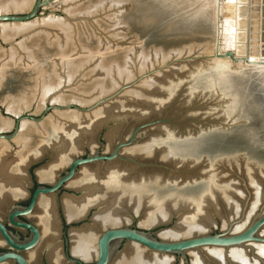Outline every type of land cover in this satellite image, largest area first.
Segmentation results:
<instances>
[{
    "label": "rangeland",
    "instance_id": "1",
    "mask_svg": "<svg viewBox=\"0 0 264 264\" xmlns=\"http://www.w3.org/2000/svg\"><path fill=\"white\" fill-rule=\"evenodd\" d=\"M138 1H141L140 2L141 7L139 6ZM184 1L186 0H183V2ZM34 2L35 0H28L27 4L22 5L23 6L22 7L21 5L10 6L9 4H6L5 2L2 3L0 1V14H11V15H19V16L26 15L32 9ZM216 2L217 0L216 1L191 0L189 1V4L192 3L194 7L196 6V8H202L203 5H206L208 9L210 8L209 11L211 10V12H213L211 14L215 18L218 14L216 13L217 12ZM152 5H153L152 0H57L55 4L52 5L53 7L51 6L48 10L41 11L40 17L37 18L36 20L21 25L17 24V26L20 28H18L16 24L0 25V57L9 58L10 56H14L15 59H18L23 55L21 54L22 52H24V54L27 52L21 50V49H26L24 46L26 44V41L32 39L33 37L39 36L41 32L43 33V36H45V38L42 39V44L44 45L45 48H49L46 47L48 46L46 44L47 42L46 37L48 35H49L48 36L49 39L58 38V40L60 41L61 40L59 39L60 35L58 34H57L58 36L55 34L53 35V33H55L54 30H56V28H54V25H52L54 21V23L61 22L63 24L68 25L69 37L71 39V40L69 39L70 40V44L68 47L70 49L69 53L72 54L74 52L76 54L75 55L76 58L77 55L79 57L82 55L81 57L84 56V58L86 59L85 62L84 58L82 59L78 57L80 60L78 58H77L78 60L76 58H73L75 62L77 61V63L79 64L82 63L79 67V71L77 75H75L76 78L73 77L71 79L70 78L68 79L67 78L68 74L65 73L64 69H62V72L61 71L59 72L58 70V72L60 73L59 76L63 81L62 86H60L59 88H57L56 91L50 94L51 96L48 97V99L41 106H38L36 103H32L29 107L25 108L24 110H21L20 113L19 112L14 113V112H10L7 106H5L3 102H0V118L5 121L7 120L10 121V118L17 119L23 116H32L34 118H39L43 115L44 109L48 105H53L57 107H66L67 105H74L81 109H88L94 106L99 101L114 95L123 87L135 83L137 79L143 77L144 75L152 73L155 70L163 69L162 71L153 73L152 76L150 77L142 79L141 81L136 83L132 88H128L120 92L115 99L105 104L104 106L99 107L97 110L93 111L90 114L82 115L80 112L77 113L78 111L74 108L71 109L72 110L71 112H68L69 110L67 112L51 110L46 115L45 122L49 121L50 118L56 113H69V114L71 113L72 116L78 115L81 117L88 116L91 114H95L97 113V111L101 109H105L106 107L114 103L120 102L122 103V105H124V107H122L121 109L122 113H127V112L133 113L134 118L126 115L129 121L133 122V119L138 118L137 122H133L124 131L126 136L124 137L122 136L121 139H127L130 133L137 127L136 125L142 123L143 121L163 119V117L166 114L169 115V119L174 120L176 118L177 119L176 122L182 124L181 126L179 125L173 126V128L175 127L179 131L178 132L179 139H181V137L184 135L186 136L196 135L195 137H192L193 139H190L187 144L181 145L180 150L191 152L190 154H194V156L191 158L196 160V164L192 165V167L190 168L191 171H195L196 173H198L200 177L198 175L197 177L196 176L191 177L189 175L190 178H192L191 180L186 179L185 181H181L180 183L168 184L165 187L157 188L161 185L166 184L165 182H167L168 180H176L177 177L171 178L172 176L171 172L163 168L142 169L147 171L149 170V172H161L162 174L165 175L162 178V180H164L163 182H161L162 180L161 181L154 180L155 182L153 183V185L152 186L150 185L151 191L158 194L161 198L164 197V198H168L169 200L175 199L178 200L179 203L188 204L191 202H188L185 196L176 195L178 192H175L176 193L175 194L173 191L176 190L184 193H196L198 195L203 196L204 193L202 194L200 193L206 188L208 182L205 178H201V176L204 173L210 174V170H212L211 168H213L214 172L211 173L210 175L214 176L215 178L219 177L218 180L221 181L226 180V181L225 184L224 182L221 183V181L220 182L217 181V183L222 184L224 186V190H215V191L212 190L211 192H209L211 194V196L209 195V198L203 196L205 198L202 200L201 202L202 204H200L202 205L201 212L195 213L196 215L192 214V218L194 222L200 221L201 218L208 219L209 216H212L211 224H207L206 226H204L201 225L200 223H197V225H195L194 228L191 227V229H187L186 231L188 232L183 234L179 238L168 236L167 233L169 231L165 232L163 235H160L161 234L160 233L157 235V237L166 241H172L177 239L190 238L192 236L201 235V234L219 233L226 229V227H224L225 226L224 220L225 222H227L228 219L233 220L232 218H236L239 216L242 205L247 197L243 182L241 181L240 177L242 176L245 177L247 181V185L253 195L248 212V215L251 216H249L248 220L251 219L255 215V213L259 211L264 201V173H262V171L255 170V169H264V164L258 166L252 164V162L248 161L245 158H238V157L232 159L228 158L230 159L228 162L214 163V161H216L217 159L220 161L224 160L223 157H233L234 155H236V152H238L239 150L245 151L243 153H247L248 156H252L254 159L264 162V126H260V124H262V122L264 121V111L258 114H253V116L250 118L248 117L246 118V115L243 113L242 107H240V105L238 106V109H236L232 113H229L228 112L230 110L229 104L231 106V103H227V100L222 98V96H220L219 94L216 95L214 93L211 94L206 93L203 87L201 89L196 90L194 94L195 96L191 94V91L189 90L190 81L186 79L185 81L182 82L183 80L182 77L192 74L193 72L198 73L199 70H201L202 72L198 73V75L201 73H206L207 66H209L208 65L209 63H198L192 61H181L179 63L177 62L174 63V61L185 60L191 57L214 55L218 41L217 38L213 35L214 31L212 32L213 29H212L211 21L207 16L205 17L201 13L200 15L195 17L196 21L193 20L194 21L193 22L192 20L191 21L188 20L187 18L189 17L188 15L192 16L194 14V10L196 9L192 6H190L191 8H187V9L178 8L180 9V11H176V9L174 10L170 6H169L170 9H168V7L165 6L166 11L164 12V14L157 16L154 13L155 8ZM207 8L205 10H207ZM144 9L146 10V15L148 16L147 23H145V20L142 21L136 18V16L139 17L138 15L139 10L142 11ZM199 17H202L203 20ZM200 19L201 21L198 22V20ZM189 26L190 27L195 26V27H193V30L187 31L188 30L187 28ZM7 30H9V32H6ZM50 33L53 36H51ZM242 44H245V42ZM109 46L110 48H115L117 50L116 59L121 65H125L126 60H127L126 64L129 61V63L127 64L128 72L125 70V67L122 66V71H124L125 75L122 72V75L124 76H120L121 74L119 75L116 72L115 73L116 75L111 76L113 83L110 82V85L108 84V86L104 88L103 91L98 92V90L97 91L95 90L94 87L95 83L93 84V81L91 82L92 77H95L97 75L95 74V72H92V70L94 69L91 67L92 66L91 62L89 63L91 58H94L95 55H91L92 56L91 57L90 54L87 53L88 52L87 50L96 48L97 53L101 50H104L101 51V53H103ZM138 47L141 48V50L144 52V57L145 56L148 57V60L144 63H142L143 61L140 60L143 59L142 57L143 55L139 53L140 49ZM135 48L137 49L136 51ZM130 49L134 51L133 53L131 52L132 54L128 52V50ZM46 50L50 53V55L55 54L56 51L52 49L49 50L46 49ZM88 55L91 58H89ZM126 57H129L128 58L129 60ZM252 59L254 63L256 62L255 65L252 67H248L244 70L249 71L251 70V68H255V67H260L264 69L263 67L264 60H262L260 57L259 59L256 58H252ZM228 61L230 62L229 59ZM48 62L49 60L46 61L47 63L46 65L49 66L50 63L48 64ZM169 63H173V64L169 65ZM81 66L83 67L81 68ZM83 68L84 70H82ZM231 70L229 71L235 72V70L233 69ZM90 71L94 73L95 76ZM10 74H13L14 77L11 76ZM33 74L34 72L32 70L29 71L24 66L15 69L14 68L9 69L7 73L6 81L3 87L1 88L0 96L1 97L7 95L11 96L18 94L21 90H24L25 84H27V80L30 77H33L34 76ZM90 74L92 75V77ZM253 76L257 77V74H253ZM173 79L174 81H172ZM178 79L180 80L178 83L179 88H176L174 86L176 88L175 89L173 88V86H171V84L177 81ZM87 81L89 84L87 83ZM149 81L157 82L155 88L150 89L145 86L148 84ZM210 81L211 82L209 83L213 84L214 80L211 79ZM65 82L66 85H64ZM250 84L251 87L249 86V88H251V90L254 92L256 85L255 83H250ZM92 85H93V89L96 92L93 91ZM168 85H170V87H168ZM77 86L84 88L85 91L84 93H88L92 91V94L86 95L83 98L77 97L76 95H74L76 93L75 90L77 89ZM159 87H161L160 89L163 90V93L166 92L168 94L167 97L163 98V95L160 97L159 93L156 92V89L159 90ZM256 89H257V93L254 92L255 97L258 96L259 98L261 95L263 96L262 88L259 87ZM217 90L220 92L219 89ZM134 91L135 92L137 91V93H139L141 96L138 101H140V99L144 101L147 99L148 104H146V102H143V105H147L145 106L146 109L142 108V106H136L132 108V106H135L136 100L134 102L132 101L133 96H131L130 93ZM172 92L173 94H170ZM185 94H187L188 96ZM52 95H55V98L57 97L56 99L57 101H52L54 99ZM185 96H187L188 98L187 97L185 98ZM61 97H64L65 100L60 101L59 98ZM148 105H152L154 107L153 109L158 110L159 112L152 113L150 111V106ZM201 106H206V107L203 109H199ZM195 108H197L198 110L192 111V109ZM262 108L264 109V104ZM161 109L163 111H160ZM181 111H184L182 117H180ZM140 113L143 115V117H139ZM225 113L228 114L226 115ZM196 121L202 123H197ZM208 121L214 122V125L209 124ZM10 122L12 123V126L0 130V134L10 135L14 132L15 122L14 121L13 122L10 121ZM26 122H31V121H26ZM31 123L36 124L34 122ZM222 125L228 126L227 127L228 129H223ZM159 127L158 126L153 127L148 130H144L140 132L138 134L139 142L134 144L130 148L124 149V152L130 149L133 150L134 148L138 150V148L141 147L145 141L154 138L153 137L154 134L152 131L156 130ZM21 128L22 125L20 127V130ZM208 128H214V129L213 131L211 130L209 131ZM162 129L164 133L169 132L170 134H172L173 132H175V130L172 129H164V128ZM252 129L254 131L257 129L256 130V132L258 133L257 143L253 137L249 136L251 137L250 139L249 137L247 138L245 135L246 133L245 131L248 130L252 131ZM189 130H191V133H188L190 132ZM200 131L202 132V135H198ZM106 133L107 130L103 129L101 135H104ZM19 135L20 132L18 133L17 137L11 142H7V141H2V142L8 143L10 146H12L15 149L17 148L16 140L19 139ZM120 140H118L117 144L120 142ZM156 140L157 141L160 140V137ZM98 149H99V145L97 144L95 150ZM88 153H93V151L88 147H84V149L81 152H79L76 156H74L73 159L75 157H81ZM102 153L104 155L109 154L105 151H102ZM123 154L129 156L128 154L125 153ZM166 157L167 156H165V159H167ZM204 159L210 160V163L205 162ZM46 160L49 161L50 159L44 158V160L37 162L36 165H34L33 167L45 164ZM139 161L140 160H138V162ZM148 162H152L151 163L152 165L157 164L160 166L169 167L167 165L168 162L160 160L158 158H152L151 160H147V159L142 160L140 163L148 164ZM171 162L173 163V161ZM172 163H168V164L170 165ZM47 164L48 163H46L45 165ZM68 167L69 165L63 168L57 174L56 177H58L61 173L66 171ZM169 174L171 175L169 176ZM40 181L42 183H53L51 181L50 182L42 181V180ZM70 189L76 191L77 193H81L80 190H75L73 188ZM216 193L219 194L218 198ZM79 196L82 195L80 194ZM207 199L209 200L207 201ZM209 202L213 204V206L218 210L219 214L216 212L214 213L207 212V208L210 204ZM253 203L256 204L257 210L256 209L251 210L253 209ZM130 213L131 214L128 217V221L125 222L126 224L120 222L114 226H109V228L129 227L143 231L156 232L162 227V226H154V227L144 226L141 224V216L136 215V213L132 211ZM216 216L222 217L223 219L218 217L216 218ZM214 220L216 221V223ZM176 223H177V219L173 218L172 224L166 227L167 230L174 228ZM125 247L126 245L125 246L123 245L121 247V250L123 251ZM225 257L226 260L229 262L228 260L229 252L225 254ZM244 258H247V260L249 259V262L251 264H255V262H257V260L252 258L250 253H246L245 251H244ZM82 261H84L85 263H92L95 260H82ZM173 264H183V263L182 261H180V259L174 258Z\"/></svg>",
    "mask_w": 264,
    "mask_h": 264
},
{
    "label": "bare ground",
    "instance_id": "2",
    "mask_svg": "<svg viewBox=\"0 0 264 264\" xmlns=\"http://www.w3.org/2000/svg\"><path fill=\"white\" fill-rule=\"evenodd\" d=\"M0 1L2 3L5 2L10 6L11 5L22 6L27 4L28 0H0ZM56 1L57 0L52 2L44 10H48L53 4H55ZM220 1L222 0H217L216 4L220 3ZM191 6L194 7L192 3ZM203 6L207 8L206 5ZM203 6L202 8H196L195 6L194 8L196 9L194 10V13L197 16L200 15V13L203 14L205 17L212 16L211 13L213 12H211V10L209 11L210 8L209 9L207 8V10H205L206 8ZM222 9H223L222 6L220 7L217 6L216 13L218 14L216 17L218 20L219 19L221 20L218 23L219 34L217 39H219V45H220L219 48L221 53L223 54L225 52H223L222 49L223 37H224L222 31L223 30ZM199 18L202 19V17ZM201 19L198 20V22L201 21ZM236 21H237V15H236ZM52 25H54V28H56L57 30V31L54 30L55 33H53V35L54 34L60 35L59 39L61 40L59 41L57 37H56L57 39H53V38L49 39L48 38L49 35H48L46 37V41H47L46 44L48 46L46 47L49 48H45L44 45L42 44V39H44L45 36H43V33L41 32L39 36L33 37L32 39L26 41V44L24 45L26 49H21V50L27 52L24 54V52L21 51L22 52L21 54L23 55L18 59H15L14 56H10L9 58L0 57V91L6 81V77L9 69H13V68L15 69L24 66L27 70L29 71L32 70L34 72L33 77L30 78L28 77L29 79L27 80V84H25L24 90H21L16 95H11V96L7 95L2 97L0 96L1 97L0 102H3L4 105L7 106L10 112L20 113L21 110H24L25 108L29 107L32 103H36L38 106H41L48 99V97L51 96L50 94H52L54 91L57 90V88L62 86L63 81L59 76L60 74L59 72L60 71L62 72V69H64L65 73L68 74L67 76L68 79L75 77V75H77L79 71V67L82 63L79 64L77 63V61L75 62L73 58H76L75 57L76 54L74 52L72 54L69 53L70 49L68 47L71 39L69 37L68 25L63 24L61 22L54 23V21ZM6 32H9V30H7ZM235 40L234 43L237 44V38ZM259 43H260L259 45L261 46V41H259ZM260 46L257 53H250L248 51L247 54L242 55L239 52L240 54L236 53L235 56L236 59L238 60L237 63L238 69L246 71L245 73L250 76H253V74H257V77L259 78L258 79L259 84H262L264 86V69L260 67H255V68H251V70L249 71L244 70L248 67H252L255 65L256 62L254 63L252 58L259 59L260 57L262 60H264V55L260 51L261 49ZM46 49L56 50L55 54L50 55V53ZM139 49L141 51V52L139 51V53L143 55L142 56L143 59L140 60H142L143 61L142 63H144L148 60V57L146 56L144 57V52L141 50V48ZM136 50L137 49L135 48V51ZM87 51H88L87 53H89L90 56L95 55L94 58H91L92 56L89 57V55L88 57L91 58V60L89 59L90 60L89 63L91 62L92 64L91 67L94 69L91 70L92 72H95V74L97 75L95 76V74L90 71L95 76L92 77V75L90 74L92 77L91 82L93 81V84L95 83L94 87L96 91L98 90V92L99 91L101 92L104 90V88L108 86V84L110 85V82L113 81L111 79V76L116 75L115 74L116 72L119 75L121 74L120 76H124L125 74L124 71H122V66L125 67V70L128 72L127 64L129 63V61L126 64L127 62L126 60L125 65H121L116 59L117 50L115 48H110L109 46L103 53H101V51L104 50H101L97 53L96 48L88 49ZM128 52L132 54L134 51L130 49L128 50ZM81 56L79 57L77 55V58L79 57L83 59L84 56L83 57ZM126 58L128 59L129 57ZM245 58H247L249 64H246L244 62ZM228 59L222 60L220 65L212 66V70H211L212 80L215 81L217 80V78L219 79L221 78L222 80L223 76L225 75L229 76L232 73L239 74L241 72V71L230 72L229 70L232 69L230 67L232 61L231 59H229L230 60L229 62ZM48 60H49L48 64L50 63L49 66L46 65L47 64L46 61ZM82 67L83 66H81V68ZM82 70H84V68ZM122 72L124 75H122ZM10 75L13 76V74ZM190 77L191 74L186 75L185 77L183 76L182 82L185 81L186 79L189 80ZM172 81H174V79ZM179 81L180 80L178 79L177 81L173 82L171 86H173V88L175 87L179 88V84H178ZM156 84H157L156 81H149L148 84L145 86L147 88L152 89L155 88ZM64 85H66V82L64 83ZM213 85H215V83L211 84L212 88ZM168 87H170V85H168ZM205 87L209 88L207 86ZM160 88L161 87H159V90L156 89V92L159 93L160 97L162 95L163 98L167 97L168 94L166 92L163 93V90ZM92 89H93V85H92ZM95 90L93 89V91ZM75 92L76 93L74 95H76L79 98H83L86 95L92 94V91L88 93H84L85 92L84 88L78 86ZM173 92L170 94H173ZM130 95L133 96L132 98L133 102L136 100L135 106H132V108L136 106H142V108L146 109L145 106L147 105H143V102H146V104H148L147 99L145 101L141 99L140 101H138L141 96L139 93H137V91L130 93ZM187 96H185V98ZM52 97L54 98L52 101H57L56 100L57 97L55 98V95H52ZM59 100L63 101L65 99L64 97H61L59 98ZM230 103L231 106L229 104L230 110L228 112L232 113L233 111L238 109L239 104L238 102L237 103L234 102V100H232ZM148 106H150V111L152 113L159 112L158 110L153 109L154 107L152 105H148ZM122 107H124V105H122V103L120 102H117L106 107L105 109H101L97 111V113L95 114H91L88 116L81 117L78 115L72 116L71 113L70 114L56 113L50 118L49 121L45 122L44 120L42 121L43 123L41 122V124L39 123L32 124L31 123L32 121L26 122L29 120L23 121L22 122L23 124L21 123L22 128L19 131L20 132L19 139L16 140L17 148L15 149L12 146H10L8 143L2 142L3 140H0V214L2 215L3 213L7 212V210L11 207V205H13L15 201L24 198L25 196L24 186H26L25 183L28 178L27 170L32 163H36L44 159L47 155H50V161L48 162L47 165L37 170V175L39 180L53 182L57 174L63 168L68 166L72 161L73 157L76 156L79 152H81L84 149V147L90 148L93 152L95 151L97 146L96 144L97 134L103 127L107 125H109V130L106 133V141L108 143L104 151L107 153L112 152L118 140H120L122 136L123 137L126 136V134L124 133L126 128L129 125H131L133 122H137L138 120V118H136L133 119V122L129 121L127 116L134 118L133 113L132 112L122 113L121 112ZM98 108L88 113H81V112L80 113L82 115L90 114L93 111L97 110ZM55 111H59V110H55ZM71 111L72 110H69L68 112ZM160 111L163 110L161 109ZM61 112H67V111H61ZM139 117H143V115L140 113ZM10 121L13 122L14 119L10 118ZM10 121L8 120L5 121L0 118V130L12 126V123ZM138 125L139 124H137L136 126ZM159 126H158L159 128L152 131L154 134L153 136L154 138L145 141L143 145L138 148V150L134 148L135 150L130 149L124 152V149L126 148H123L121 150V155L126 158H132L136 161L140 160L139 162L146 159L151 160L152 158H158L168 163H172L171 161H173L172 164L169 165L167 163V165L172 169L178 170V171L176 170L177 172H171L172 174L171 178L177 177V179L168 180L167 182H165L166 184L161 185L157 188L165 187L168 184L180 183L181 181H185L186 179L191 180L192 178H190V176L197 177L198 173H196L195 171H191L190 167H192L193 165L191 161L187 162L189 165L186 164V167L182 169V172L180 171L181 169L177 165L178 161H176L177 157L189 158L194 156V154H190L191 152L180 150L181 145L187 144L189 140L175 142L174 140L178 138V132H179L177 128L169 127V125H159ZM162 128L172 129L175 130V132H173L172 134H170L169 132L164 133ZM189 131L190 132L188 133H191V130ZM159 137L160 140L157 141L156 139H158ZM7 142H11V141H7ZM123 153L128 154L129 156H126ZM165 156H167L166 157L167 159H165ZM229 160L230 159L225 161L218 160L217 163L228 162ZM148 163H152V162H148ZM211 169L212 170H210V174L214 172L213 168ZM255 170H259L262 171V173H264V169H255ZM171 174H169V176ZM210 174L204 173L201 176V178H205L208 183L206 185V188L200 194L204 193L203 196L207 198H209V195L211 196L209 192H211L212 190L213 191L224 190V186L222 184L217 183V181L218 182L221 181L218 180L219 177L215 178ZM164 176L165 175L162 174L161 172H149V170L147 171L142 169L140 170L138 167L134 166L133 164L128 162L124 163L122 161L106 163L105 165H102L101 163H96L89 166H83V168L80 170L78 175L66 185V187L68 186L69 188L82 191V196L78 198L65 196V198L63 199V211L68 222L80 221L83 217H85V215H87L89 210L92 208H97V211L92 217L91 224L85 225L82 228H75L70 231V240H71L70 243H71L72 254H74L76 257L82 260H96L98 256L97 241L101 232L109 228V226H114L120 222L126 224L125 222L128 221V217L131 214L130 213L131 211L135 212L136 215L141 216V224L147 227L149 226L154 227L162 224H168L173 220L174 217H177V223L174 226V228L161 232L160 234L163 235L165 232L169 231L167 233L168 236L175 238H179L183 234L187 233L188 231L186 230L191 229V227L194 228L195 225H197V223H200L201 225L204 226H206L207 224H211L212 216H209L208 219L201 218V220L198 222H194L192 218V214L201 212L202 205L200 204H202L201 202L205 197L198 195L196 193H184L176 190L173 191L174 193L178 192L177 194L175 193L176 195L185 196L186 200L188 202H191L187 204V203H179V201L175 199L169 200L168 198H164V197L161 198L158 194L151 191V186L153 185V183L156 180L161 181ZM163 181L164 180H162L161 182ZM225 181L226 180H223L221 181V183L224 182L225 184ZM216 195L218 198L219 194L216 193ZM208 200L209 199H207V201ZM55 201L56 200L53 196L42 197L37 206L36 217L38 219V222L43 227L45 238H44L43 246L39 250L29 254V258L31 259V262L33 264H39V257L41 255V252L43 251H46L47 253L48 264H68L67 262H65L61 250L62 248L58 241L57 234H59L58 233L59 222L55 211L56 210ZM175 201L178 203H176ZM262 205H264V201ZM256 208H257L256 204L253 203V209L251 210H254ZM241 211L242 208L240 210L239 216L241 214ZM207 212L208 213L216 212L219 214L218 210L213 206L212 203L209 204L207 208ZM248 212L249 209L246 214V220L235 227L234 233L240 232L243 229H245L249 225V223H251L252 219L259 211L255 213V215L249 220L248 218L251 215H248ZM217 217L218 216H216V218ZM238 217L232 219H237ZM218 218L223 219L222 217H218ZM226 223L227 222H225L224 220V225H225L224 227H226ZM260 236L264 238V228L260 232ZM0 245H4V242L2 241L1 237H0ZM246 246L247 248L245 249L230 248L227 251L224 249L207 247L201 249V251L200 250L191 251L188 253V255L189 258L191 259L190 260L191 263L193 261V264H251L249 262V259L247 260V258H244V251H245L246 253H250L253 259L257 260L255 264H260V263L264 264V244L249 243L246 244ZM225 252L226 253L229 252V257H228L229 262L226 260ZM190 254L192 255V257ZM174 258L176 257L171 255L163 256L162 254L153 253L137 244L128 243L124 248V250L118 254V256L115 258L112 264H173ZM4 264H13V262L8 261Z\"/></svg>",
    "mask_w": 264,
    "mask_h": 264
},
{
    "label": "water",
    "instance_id": "3",
    "mask_svg": "<svg viewBox=\"0 0 264 264\" xmlns=\"http://www.w3.org/2000/svg\"><path fill=\"white\" fill-rule=\"evenodd\" d=\"M55 0H35L34 5L32 9L29 11L28 14L19 16V15H11V14H0V25L1 24H25L29 23L31 21L36 20L40 17L41 11H43L47 6H49L52 2ZM153 5L155 8V14L157 16H160L164 14L166 11L165 6L170 9H176V11H180V9H187L191 6L189 4V1L186 0L183 2V0H152ZM169 1V2H168ZM139 2V6L141 1ZM219 2V1H218ZM155 3V4H154ZM170 6V7H169ZM218 7L222 6L223 11V45L222 49L223 52L221 53L219 48V39H217L218 44L216 47V51L214 52V55H208V56H200V57H191L185 60L180 61H174L179 63L181 61H192V62H198V63H209L207 66L206 73H201L198 75V73L202 72L201 70L198 71V73H192L191 77L189 79L190 81V88L191 94H195L196 90L201 89L202 87L205 88V92L208 94L214 93L216 95L222 96L225 100H227V103H230L232 100L234 102H238L240 107H242L243 113L246 115V118H250L253 116V114H258L264 111L262 108L264 104V86L262 84H258L259 78L256 76H250L247 75L245 72L241 69H238L237 63L238 60L236 59V53H241L242 55L247 54L248 51L250 53H257L259 49V41H261V53L264 55V0H222L220 3L217 4ZM180 8V9H178ZM144 12V13H143ZM170 13V12H169ZM139 17L136 16L138 20H145V23H147L148 16L146 15V10H139ZM212 15V14H211ZM236 15H237V21H236ZM188 20H192L193 18L197 16L195 13L190 16ZM212 24V32L213 35L217 38L218 37V31H219V25L218 23L221 21L218 20L217 17L214 18V16H207ZM141 18V19H140ZM186 18V19H187ZM193 19V20H194ZM192 20V21H193ZM194 22V21H193ZM250 22V24H249ZM195 27V26H193ZM193 27H188L187 31L193 30ZM195 30V29H194ZM237 32V33H236ZM237 38V44L234 43V40ZM236 42V40H235ZM245 44H242L244 43ZM248 44V45H247ZM239 53V54H240ZM231 59L232 63L230 64V67L235 71H241L239 74L232 73L231 75H225L223 76V79L217 78L213 82L215 83V86L212 88L211 86V70L212 66L214 65H220L222 60L225 59ZM244 62L246 64H249L247 61V58L244 59ZM173 64V63H169ZM168 65V66H169ZM163 69L155 70L152 73H149L147 75H144L143 77L137 79V81L133 84L127 85L120 89L117 93L114 95L103 99L96 103L94 106L88 108V109H81L79 107H76L74 105H68L64 108L57 107L53 105H48L45 107L43 115L39 118H34L32 116H23L19 117L17 119H14V132L10 135H4L0 134V140L3 141H12L15 139L20 131L21 123L23 121L29 120L34 123H41L45 120L46 115L51 110H59V111H68L71 109H76L78 112L81 113H88L110 101L115 99L120 92L132 88L136 83L141 81L142 79H145L147 77L152 76L153 73L162 71ZM205 75V76H204ZM228 76V77H227ZM210 79V80H209ZM229 81V82H228ZM250 83H255V89L260 87L262 88L263 96L261 95L259 98L258 96L255 97V93H257V89H254V92L249 88L251 85ZM205 86L209 87L206 88ZM211 87V88H210ZM251 87V86H250ZM219 89L220 92L217 90ZM259 95V94H257ZM195 96V95H194ZM206 106H201L199 109H203ZM198 110L197 108L192 109V111ZM191 111V109H190ZM184 111H181V116L183 115ZM260 115V114H259ZM175 120V121H174ZM169 119V115H165L163 119H154L150 121H143L140 123L132 132L130 139L128 141L122 139L118 145L114 148L112 152L109 153V156L103 155L102 151L105 149V144L100 140L101 138V132L103 129L109 130V125L103 127L98 132V143L100 145V149L96 150L93 153L88 154L85 158H76L74 159L70 165L69 170L64 174V176L60 177L56 183L53 185V187L48 188L44 186H40L34 193L31 204L27 208L14 206L15 211L10 213L8 217V222L18 228L29 230L32 233V238L28 241H21L18 238H16L12 232L7 230V228L0 223V234L5 240L7 246L10 248L8 252L0 253V264H4L8 261H12L16 264H28V261L26 258L22 255V253L31 251L35 249L41 239L40 232L33 227L32 225H28L22 221H19L17 218L22 217L25 215L30 214L34 208L37 206V202L42 195H50L55 194L58 192L61 188L68 189L66 185L73 180L78 175V168L83 166H89L96 163H101L102 165H105L106 163H113L115 161H122V162H128L133 164L134 166L138 167L139 169H148V168H163L170 172H177L175 169H172L171 167L167 166H160V165H152L151 163L148 164H141L140 162L132 159V158H126L121 155V150L123 148H128L133 146L134 144L139 142L138 134L144 130H148L153 127H157L159 125H169L171 127L173 126H181V123L176 122L175 119ZM197 123H202L199 121H196ZM209 124L214 125V122L208 121ZM223 129H228L226 125H222ZM260 126H264V121ZM209 131H213L214 128H208ZM207 129V131H208ZM257 130V129H256ZM252 129V131L248 130L245 131V135L248 138L249 136L253 137L254 140L257 143L258 140V133ZM198 135H202V132H200ZM197 135V136H198ZM182 136L181 139L177 138L174 141L175 142H181L193 139L192 137H195L196 135H188V136ZM251 137H249L251 139ZM106 140V135H105ZM173 141V140H172ZM173 141V142H174ZM254 141V142H255ZM245 151L239 150L236 152V155L233 157H223V159H232V158H245L248 161L252 162V164L255 165H263L264 162H261L259 160L254 159L252 156H248L247 153H243ZM252 158V159H251ZM44 160V159H42ZM40 160V161H42ZM205 162H209L210 160L204 159ZM38 161V162H40ZM178 163L177 165L181 169L186 167V164L189 165L187 162L191 161L193 165L196 164V160L189 158H179L177 157ZM218 159L215 162H217ZM37 163V162H36ZM32 163V164H36ZM31 164V165H32ZM177 166V167H178ZM181 166V167H180ZM179 171V172H180ZM29 176H32L31 173H28ZM241 181L243 182L245 193L247 195L243 206L240 216L237 219L233 220H227V226L226 229L219 233L214 234H201L192 236L190 238L185 239H177L172 241H166L163 239H160L157 237L158 234L161 232L167 231V228L170 224H172L173 220L168 224H162L158 226H162L159 230L156 232L154 231H143L136 228H129V227H116V228H107L104 231L101 232L97 247H98V256L97 259L94 261L93 264H112L115 258L118 256L119 253H121V247L124 245H127L128 243H134L137 244L153 253H158L162 255H171L175 256L176 258L180 259L183 264H192L189 258L188 253L191 251H201L203 248H217V249H224L229 250L230 248H247L246 244L249 243H263L264 244V238L260 236V232L264 228V205L260 208L259 212L254 216L251 223L243 229L240 232H235V227L238 224H241L246 220V214L249 209L250 202L252 200V192L249 189L247 185V181L245 177H240ZM77 193V192H76ZM69 195V194H68ZM73 197H77L75 194ZM90 211L87 213L86 217L84 218V221H92L89 220ZM177 219V217H174ZM80 221H77L79 223ZM68 225H71L72 222H68ZM87 224H84L82 226H73L71 225V229L75 228H82ZM67 260L69 264H87L83 263L80 260H75L67 257Z\"/></svg>",
    "mask_w": 264,
    "mask_h": 264
},
{
    "label": "flooded vegetation",
    "instance_id": "4",
    "mask_svg": "<svg viewBox=\"0 0 264 264\" xmlns=\"http://www.w3.org/2000/svg\"><path fill=\"white\" fill-rule=\"evenodd\" d=\"M132 132L130 133L129 137H127L126 141H128L130 139V136H131ZM105 135L106 134L102 135L101 138H100V140L106 146L107 145V141L105 140ZM98 140H99V137H98V134H97L96 143L99 145ZM99 149H100V145H99ZM88 154H90V153H88ZM88 154L83 155L81 157H75L74 159H76V158H85ZM106 156H109V154H107ZM45 158H49L50 159V155H47ZM49 161L46 160L45 161V164L48 163ZM45 164L38 165V166H35V167H33V166L36 165V164H32V165H30L28 167L27 173H31L32 176H29L28 175L27 181L25 183L26 186H24L25 187V191H24L25 196H24V198H22V200L20 199V201L19 200L18 201H15L13 203V205H11V207L7 210L6 213H3L2 215L0 214V223H2L7 228V230H9L10 232H12L13 235L16 238H18L19 240H21V241H28V240H30L32 238V233L29 230L22 229V228H18V227H14V226H12L8 222V217H9L10 213H12V212L15 211L14 206H19V207H23V208L29 207L30 204H31V201H32V198H33V195H34L35 191L40 186H44V187H48V188L53 187V185L56 183V181L60 177L64 176V174L69 170V167H68L66 171H64L58 177L55 178V180L53 181V183H42L39 180V178H38L37 170L40 169V168H42L43 166H45ZM82 168L83 167H79L78 168L79 169L78 170V173L80 172V170ZM74 194L77 196L75 198H78V197H80L79 196L80 194L82 195V191H81V193H76V191L71 190L69 187H68V189H66L65 186H64V188H61L55 194H50V195L48 194V195H42V196H40V198H39V200L37 202V206H38L39 201H40V199L42 197L53 196L55 198V200H56L55 201V204H56V210L55 211H56V216H57V219H58V222H59V232H58L59 234H57L58 235V241H59L60 246L62 248L61 250H62V254H63L64 259H65V262H67L68 264H69V262L67 260V257H69L71 259H75V260L82 261V259H79L74 254H72V252H71V243H70V241H71L70 240V231L72 230L71 229V227H72L71 225H73V226H82L84 224L89 225V224L92 223V221H84V218L86 217V215H85V217H83L80 220L79 223H77V221H75V222L73 221L71 223V225H68V223H67L68 220H67V218H66V216L64 214V211H63V199L65 198V196L73 197ZM37 206H36V208H34V210L30 214L17 218L19 221H22V222H24V223H26L28 225H32L33 227H35L40 232V235H41L40 242H39L38 246L35 249H33L31 251H28V252H25V253H22V255L28 261V264H33L31 262V259L29 258V254L30 253H33V252H35L37 250H39L40 247L42 246V244L44 242V238H45L44 237L43 227L38 222V219L36 217V209H37ZM89 211H90V214H89L88 219L89 220H92V217L94 216L95 212L97 211V208H92ZM0 237H1L2 241L4 242V245H0V253L8 252L10 250V248L7 246V244H6L5 240L3 239V237L1 236V234H0ZM98 240H99V238H98ZM97 243H98V241H97ZM176 259H178V258H176ZM82 262L85 263L84 261H82ZM93 263L94 262L87 263V264H93ZM13 264H16V263L13 262ZM39 264H48V258H47L46 251L41 252V255L39 257Z\"/></svg>",
    "mask_w": 264,
    "mask_h": 264
}]
</instances>
